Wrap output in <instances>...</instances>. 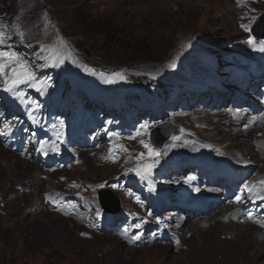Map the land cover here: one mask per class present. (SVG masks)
Segmentation results:
<instances>
[{"label":"rangeland","instance_id":"obj_1","mask_svg":"<svg viewBox=\"0 0 264 264\" xmlns=\"http://www.w3.org/2000/svg\"><path fill=\"white\" fill-rule=\"evenodd\" d=\"M248 2L253 9L244 19L243 12L235 10L230 0H12L11 8L0 0V22L13 18L24 22L30 29L28 39L36 50H32L28 65L35 73L38 69L48 75L54 71L52 80H55L64 62L80 59L83 64L79 68L82 77L79 87L87 88L92 81L102 82L117 76L115 74L132 78L140 73L164 79L173 85L180 101L186 98L184 86L197 92L200 99L189 105L185 103L180 115H171L176 130L162 149L154 147L149 140L156 118L147 119L140 136L125 140V145L133 146L136 151L135 156L129 157V153L125 152L126 156H123L121 150L112 145L107 132L102 134L93 149H83L77 140L79 133L86 128L102 130L95 114L83 115L77 122L71 119L65 128L59 127L63 122H52L37 111L39 103L33 102L26 89L17 86L16 95L6 91L8 97L14 96L11 103L15 110L26 109L29 115L24 123L14 125L11 132L17 128L26 137L57 138L67 156L68 167L52 179L42 171L38 176L33 169L32 174L36 178L32 177L31 169L28 170L26 167L29 166L25 164H31V168H38L41 164L23 161L15 152L5 148L3 140L0 141V161L5 166L4 169L0 165V264H200L201 259L196 253L184 252L175 256L171 255L174 251L170 249L171 252L166 250L158 255L154 250L157 245L151 244L146 247L148 252H140L137 248L119 244L113 235L117 230H133V236L139 237L144 229L135 225L142 223L157 221L162 227L174 226L167 222L179 220L173 209H189L185 206L187 195L192 191L190 184L198 180L199 168L230 171V163L247 159L244 153L252 154L248 143L251 134L233 133L226 128L234 129L231 124L237 120L233 114L230 115L227 106L250 101L246 87L248 76L264 65V42L255 40L254 44L250 43L255 37L250 30L241 27L249 25L251 28L255 17L264 11V0ZM41 19L50 20L44 24ZM18 21H14L15 24ZM11 67L6 69L7 75L0 74V89H5L6 80L10 83ZM34 85L30 86V92L53 99L54 94L48 91L45 78L37 79ZM120 87L126 99L136 89L128 80L122 81ZM123 96L120 101H123ZM155 108L157 105L153 102L146 103V112H153ZM64 121L68 122L66 115ZM242 123L248 127L245 121ZM198 135L209 142L219 143L221 154L226 152L224 156L235 159L222 162L218 161L219 157H213L214 164L198 159L189 170L182 168L189 162L187 156L179 160L178 156L162 160L163 148L172 138ZM256 135L260 136L261 132H256ZM150 149L160 156L150 154ZM260 156L258 160H261ZM130 158L134 159L131 161ZM146 159L152 160L150 165L154 166L148 179L141 180L134 170ZM159 162L172 163L162 168ZM162 171L167 172V181ZM76 177L90 185L88 189L81 183L78 185L80 206L61 201L53 193L57 188H65L68 178ZM33 180L39 184L38 187L32 184ZM21 185L24 190L19 188ZM101 185L115 192L118 202L112 208L115 210L119 204L121 210L119 207L118 213L105 212L95 205L88 207L90 215L86 219L88 201L85 198ZM152 185H158L161 190L158 198H166L156 207L147 203L153 193H157L149 188ZM192 187L195 189L196 186ZM140 206L145 210L139 209ZM131 210L137 218H130L133 215H130ZM65 212H79L84 228L72 225L64 216ZM144 213L150 216H142ZM253 220L255 224L264 225L253 216L249 223L252 224ZM260 220L264 221V212ZM243 228L239 227V233L244 232ZM260 231L264 233V226ZM203 232L207 237L185 236L173 230L169 235H173L177 243L187 240V247L196 244L201 248L196 252L215 261L210 264H261L256 262L257 256H251L254 260H250L253 251L245 253L239 250L234 257L230 258L229 254L223 257L225 236L217 232L218 240H215L214 231ZM233 233L236 236V231ZM248 238L254 243L257 236ZM221 242L223 246L217 247ZM210 247L217 248L216 256L205 251ZM261 248H264L263 244ZM236 252L238 250L232 253ZM263 255L258 256V260L262 261Z\"/></svg>","mask_w":264,"mask_h":264},{"label":"bare ground","instance_id":"obj_2","mask_svg":"<svg viewBox=\"0 0 264 264\" xmlns=\"http://www.w3.org/2000/svg\"><path fill=\"white\" fill-rule=\"evenodd\" d=\"M230 1L232 2L235 10L243 12V15L245 17L244 19H246V14L248 16V14L253 9V6L248 2V0H230ZM258 1H263V0H258ZM155 114L158 115V112H155ZM230 124L227 123L226 125H230ZM231 125L234 127V129H231L230 127L227 126L226 128L229 129L228 131H231L233 133L243 132V133L251 134L250 142L248 143L250 144V147L252 148V154L247 155L246 153H244L245 157L248 160L241 159L240 161L245 162L249 165L250 171L254 174L253 188L257 190L261 196H263L264 195V149L261 146H258L254 142L255 133L253 130H247L248 127H243V125H237V124H231ZM118 145L120 146L121 149H125L124 141H120ZM219 145H220L219 143L207 141V139H205L201 135L194 136V137L188 136V137L177 138V139L172 138L171 141L163 149L162 160L166 161L168 158L172 156H178L177 160H179L182 157L184 158V156H187L190 162L184 165L183 167L188 166V168H192L196 160L198 159H204L207 162H213V160L211 159L213 157H219V159H224V160L233 159V157L229 155L224 156V154H227L226 152H224V154H221V151L218 149ZM259 154L261 155L260 156L261 160H258ZM172 162H169V165ZM42 163L43 161L40 160V161H36L34 164H42ZM14 164H16V162H14ZM0 165L3 166L1 164V161H0ZM8 165H9V162H8ZM25 165L29 166L26 168L28 170L31 169V174L33 173L32 170L34 169L39 176L40 170H38V168H36L35 166L31 168L32 167L31 164H25ZM159 165L162 168L169 166L161 162H159ZM3 167L5 169V166ZM14 173H16V170H14ZM11 176L13 175H10L9 177ZM32 177L36 178V175L32 174ZM77 178L79 177H76L75 179L68 178L64 184L65 188H57L55 191H53L56 198H58L61 201H65L66 203L72 202L75 205L80 206V203L78 201V199L80 198V195L77 193L78 185L79 183H81L84 185L86 189H88L90 185L84 182L81 178H79V180ZM32 184H34V186L36 187L39 186V184L35 182L34 180L32 181ZM191 186H196V187L194 189V192H192L189 195L190 200L192 202V204L190 205L191 209L185 210V213L189 215V216H186L188 217V220H187L188 223L187 221H185L184 223L183 221H179L175 223L167 222V223L174 225V226L170 225L169 227H164V226L162 227L160 224H158L157 221L154 223H142L141 226L144 229V232L142 231L141 236H139L138 239L137 237L133 236V233H134L133 230H117L115 235H113V238L116 239L119 242V244L128 245L133 248H137V251H140V252H148L149 248H146V247L151 244L152 246L157 245V246H154L155 247L154 250L156 251L158 255H162L166 252V250L170 251V249L174 251L171 255H175V256L181 255L184 252H187V254L196 253L197 258L201 259L199 261L200 264H210V263H214L215 261L211 259H205L203 258L202 254H200V252H196V249H201L197 247L196 244L192 243V247H190V245L187 247L186 246L187 240L182 241L183 243H177L173 239V235H169V233L173 230L176 232H181V234H184L185 236L202 238V237H207V234L203 231L210 230V231H214L213 236L215 237V240H218L216 239L217 232L222 233V235L225 236L223 238V240L225 241L224 248L222 250L223 257H225L228 254L230 258L234 257V255L239 254V250L242 252L243 251L244 252L253 251L250 257L257 256L256 262H260L261 264H264V255H263L264 248H261V245L262 244L264 245V236L260 235V234L264 235V233L260 231L261 227H263L264 225L255 224L254 220H253V223L250 224L249 221L252 219L251 215H248L247 213H243V212H236L233 208H229L226 212L221 213L219 211L220 218L208 221L207 222L208 229H203L201 224L197 222L196 223L193 222V219L198 211L192 207L194 206L193 203H194L195 197L201 198L202 195L206 193V190L202 187H199L197 183L191 184ZM212 197L220 201L219 200L220 197L218 194H214ZM85 201H88V200L85 198ZM204 203L208 206H214L213 200H211V198H208L207 200H205ZM221 204L223 206L225 205V203H221ZM59 208L60 210H62L61 203H59ZM80 208L82 209V207ZM205 212L206 211L204 210L201 213H205ZM63 214L66 217V219L70 223H72V225L77 224L79 228H84L82 224L81 214L79 212L78 214L71 213V212H65ZM132 214H133L131 216L132 219L137 218V215H135V213H132ZM242 226L244 227L242 230L244 232L239 233L241 232V231H238L239 227H242ZM59 228L61 229L62 227H58V229ZM107 228H110V227L107 226ZM235 231H236V236L233 233ZM108 232L109 231H107V234ZM103 236L105 235H102V237ZM252 236H254V238L257 236L254 243H251V238H248ZM108 237H110V235H108ZM92 239H94V237H92ZM193 241L197 242V240H193ZM222 246H223L222 242L217 245V247H222ZM144 249H147V250H144ZM216 250H217L216 247H210L209 249H206L205 251H209L211 255L216 256L215 255ZM234 250H238V252L232 253ZM109 253L111 254L113 253V251H110ZM261 255H263L262 261L258 260V256H261ZM252 257L250 258V260L253 261L254 259Z\"/></svg>","mask_w":264,"mask_h":264},{"label":"snow or ice","instance_id":"obj_3","mask_svg":"<svg viewBox=\"0 0 264 264\" xmlns=\"http://www.w3.org/2000/svg\"><path fill=\"white\" fill-rule=\"evenodd\" d=\"M241 27H244L246 30H250L249 25H241ZM6 26L0 25V74L7 75L6 69L9 66L11 67L12 77L11 81L9 83L8 80L5 81V91L12 93L13 95H16L15 88L20 84H32L34 85V82H36L37 78L35 75V72L32 70V67L28 65L27 61L23 60L15 51H12L10 48L5 49L3 46L7 44L8 37L6 35ZM250 43H255V38H253ZM117 76H120V74H115ZM121 79H123V76H120ZM6 128L10 127V125L6 122L4 125ZM147 127V126H145ZM143 143V142H142ZM145 147H149L148 145H145ZM150 154L159 155V153H153L150 149ZM143 155V154H141ZM154 165H145L142 168L135 169L136 174L140 176L141 180H147L148 176L151 174L152 167ZM100 187H103L101 185ZM115 187V185H113ZM245 189L249 192H252L253 189L248 187V185H245ZM260 199L264 200V196H261ZM235 200L237 203L242 202V196L238 195L235 197ZM99 215V213H97ZM135 227L140 228L141 225L137 224ZM139 237H137L138 239Z\"/></svg>","mask_w":264,"mask_h":264},{"label":"water","instance_id":"obj_4","mask_svg":"<svg viewBox=\"0 0 264 264\" xmlns=\"http://www.w3.org/2000/svg\"><path fill=\"white\" fill-rule=\"evenodd\" d=\"M262 22H264V14H262L260 17H258L257 24H256V26H255V28L253 30L254 34L258 38L259 37L260 38L264 37V26L263 27L260 26ZM166 127H168V128L165 129V131H163V133L159 137H157L156 134H155L157 132V129L154 131L156 139L162 140V141L169 139L171 133L174 131V128L171 127V123H169ZM154 142L156 143V140H154ZM101 194H102L101 199L103 201V205H104L105 209L109 210L110 212L117 211L118 207L115 210H113L112 206H110L109 204L106 203V200L113 198L114 195L111 192H109V191H103Z\"/></svg>","mask_w":264,"mask_h":264},{"label":"trees","instance_id":"obj_5","mask_svg":"<svg viewBox=\"0 0 264 264\" xmlns=\"http://www.w3.org/2000/svg\"><path fill=\"white\" fill-rule=\"evenodd\" d=\"M4 4L7 8H11V5H12V0H5L4 1ZM89 53H90V50H89ZM135 81L138 83V84H141V85H145L148 89H151L153 87V85L147 81L146 79L140 77V78H136L135 77ZM158 88L160 89V91H158L160 95H162L163 97H166L168 98V96L171 95V90H173V87H166V86H158Z\"/></svg>","mask_w":264,"mask_h":264}]
</instances>
